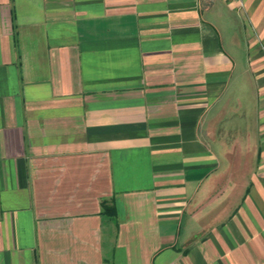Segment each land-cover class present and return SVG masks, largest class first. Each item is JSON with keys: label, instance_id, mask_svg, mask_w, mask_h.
Returning <instances> with one entry per match:
<instances>
[{"label": "crops", "instance_id": "obj_1", "mask_svg": "<svg viewBox=\"0 0 264 264\" xmlns=\"http://www.w3.org/2000/svg\"><path fill=\"white\" fill-rule=\"evenodd\" d=\"M0 0V264H264V0Z\"/></svg>", "mask_w": 264, "mask_h": 264}, {"label": "built area", "instance_id": "obj_2", "mask_svg": "<svg viewBox=\"0 0 264 264\" xmlns=\"http://www.w3.org/2000/svg\"><path fill=\"white\" fill-rule=\"evenodd\" d=\"M235 1H238L239 2V6L243 7L241 0H235Z\"/></svg>", "mask_w": 264, "mask_h": 264}]
</instances>
